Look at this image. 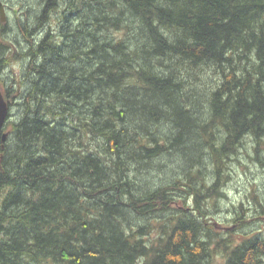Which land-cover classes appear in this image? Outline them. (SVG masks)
<instances>
[{
    "label": "trees",
    "instance_id": "1",
    "mask_svg": "<svg viewBox=\"0 0 264 264\" xmlns=\"http://www.w3.org/2000/svg\"><path fill=\"white\" fill-rule=\"evenodd\" d=\"M35 1L0 32V264H264V197L210 213L264 167V0Z\"/></svg>",
    "mask_w": 264,
    "mask_h": 264
},
{
    "label": "rangeland",
    "instance_id": "2",
    "mask_svg": "<svg viewBox=\"0 0 264 264\" xmlns=\"http://www.w3.org/2000/svg\"><path fill=\"white\" fill-rule=\"evenodd\" d=\"M44 2V1H43ZM41 0H36V6L37 4L43 3ZM33 7V0H16V2L11 5V8H17L20 9L22 12L20 13V18L18 20V24L19 26H21V18L24 19L25 18V14H24V8H32ZM39 6H37L38 8ZM36 20V19H35ZM35 20H32L30 22V25L33 24L35 22ZM54 20V18L50 19V22ZM54 22V21H52ZM29 22L24 21L23 24L24 25H28ZM11 25V31H12V25L13 22H10ZM18 27V25H16ZM47 27V24H46ZM4 34L7 37V41L10 45L11 44H15L13 43L14 41H16V39L14 38L16 35L13 32H4ZM23 34V33H22ZM21 34V36H22ZM41 36V34L39 35V37ZM1 39V38H0ZM17 39H22L17 37ZM13 56V55H12ZM6 63H9L8 67L5 69V73H7V79H6V83L9 86L10 84L12 85V81L15 83L16 87H18V85L20 84V78L22 75V68H23V63L21 62H13V60H6ZM23 78V77H22ZM10 85V86H11ZM22 86V85H21ZM2 90V87H0ZM24 89V87H23ZM21 97H18L17 101H20ZM18 108V107H17ZM15 109V110H14ZM11 108L10 110V115L11 117L17 113V109L16 107ZM242 160H240L241 162H230V172H229V179L226 182L225 185V189L227 191V199H226V203H228L226 206H222L220 204H217L216 208L212 205L213 202L210 204V213L213 216H218L217 218L215 217V219L217 220H224V224L227 226H231L232 222L231 220V210L232 208H230V206H232V204H230V201H234L235 205L238 201H241L244 203L245 207H250V208H254V199L253 197H264V167L263 165H260V162H255L252 161L251 159L249 160L247 157H242ZM255 162V163H254ZM233 211V210H232ZM163 214L165 215V219L167 218V215L165 212H163ZM237 210L236 212H234V215H237ZM260 214H257V216H259ZM168 219V218H167ZM259 220V221H258ZM256 226L255 224L248 227L246 229V231H249L252 228H256V229H260L262 228L264 230V220H263V216L261 217H257L255 219Z\"/></svg>",
    "mask_w": 264,
    "mask_h": 264
},
{
    "label": "flooded vegetation",
    "instance_id": "3",
    "mask_svg": "<svg viewBox=\"0 0 264 264\" xmlns=\"http://www.w3.org/2000/svg\"><path fill=\"white\" fill-rule=\"evenodd\" d=\"M1 3H2V8H3V12H4V15H3V19L0 18V21L2 24H4V27H6L7 31H9L11 28V25L10 22H18L19 18H20V13L22 12L20 9H13L11 8V5H13L16 0H0ZM18 1V0H17ZM9 4V5H8ZM24 14H25V18L20 20L21 23H23L24 21H27V14H28V8H24ZM17 11V12H16ZM8 15V16H7ZM6 16V17H5ZM52 18H55L54 16L51 17L50 19ZM50 19L48 20V22L46 23L47 26H49V22H50ZM52 21H55V20H52ZM50 23V28H52L54 22ZM4 31L5 29H0V32L1 31ZM50 31L49 29H44L43 30V33L41 34L40 38L42 39L44 37V35ZM10 42V41H8ZM13 43H15L14 45H16V42L14 41ZM22 80V76L20 78V81ZM20 87V85H18ZM21 90V89H20ZM20 92H18V95H19Z\"/></svg>",
    "mask_w": 264,
    "mask_h": 264
},
{
    "label": "water",
    "instance_id": "4",
    "mask_svg": "<svg viewBox=\"0 0 264 264\" xmlns=\"http://www.w3.org/2000/svg\"><path fill=\"white\" fill-rule=\"evenodd\" d=\"M3 8H2V3L0 1V17L3 19ZM7 114H8V104L7 101L5 100L2 91L0 89V143H3L7 136H8V131H3V126L4 123L6 121L7 118ZM3 146V144H2Z\"/></svg>",
    "mask_w": 264,
    "mask_h": 264
},
{
    "label": "bare ground",
    "instance_id": "5",
    "mask_svg": "<svg viewBox=\"0 0 264 264\" xmlns=\"http://www.w3.org/2000/svg\"><path fill=\"white\" fill-rule=\"evenodd\" d=\"M8 5H9V4H8ZM13 9H15V8H13ZM16 12H17V11H16ZM7 16H8V15H7ZM5 17H6V16H5ZM0 23H1V22H0ZM50 26H51V25H50V23H49V26H48L49 29H50ZM4 29L7 30L6 27H5ZM4 37H5V39L7 40L6 35H5ZM1 44H2V43H1ZM8 46H9V45H8ZM20 48H21V47H20ZM11 49H12V48H11ZM18 52H20V51H18ZM19 61H20V60H19ZM20 62L22 63V61H20ZM7 66H8V65H7ZM4 78L7 79V75H6ZM22 80H23V78H22ZM22 80L20 81V84H19V85H20V89L23 88ZM10 85H11V84H10ZM10 85H9V86H10ZM21 85H22V86H21ZM11 86H12V85H11ZM18 97H21V94H20V95H17V98H18ZM10 110H11V109H10ZM8 137H9V136H8ZM7 139H8V138H7ZM5 142H6V140H5ZM5 142H4V143H5ZM238 223H239V222H238ZM250 240H251V239H250ZM256 241H257V240H256ZM256 254H257V253H256ZM255 256H257V255H255ZM253 257H254V256H253ZM256 258H257V257H256Z\"/></svg>",
    "mask_w": 264,
    "mask_h": 264
}]
</instances>
